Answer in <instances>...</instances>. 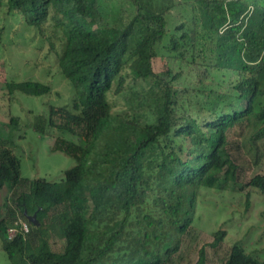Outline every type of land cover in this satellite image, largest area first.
<instances>
[{
	"label": "trees",
	"instance_id": "1",
	"mask_svg": "<svg viewBox=\"0 0 264 264\" xmlns=\"http://www.w3.org/2000/svg\"><path fill=\"white\" fill-rule=\"evenodd\" d=\"M179 5L190 17L175 22ZM2 8L49 44L44 59L75 93L72 105L33 122L40 135L57 131L53 149L76 162L61 181L22 177L0 142L8 264H172L201 189L241 179L235 137L253 130L255 141L264 138V0H0ZM156 58L166 59L160 72ZM51 89L27 79L5 80L1 91ZM102 141L110 156L93 158ZM247 185L264 193V174ZM226 235L216 232L210 246ZM196 264H206L204 248ZM225 264L264 262L237 244Z\"/></svg>",
	"mask_w": 264,
	"mask_h": 264
},
{
	"label": "rangeland",
	"instance_id": "2",
	"mask_svg": "<svg viewBox=\"0 0 264 264\" xmlns=\"http://www.w3.org/2000/svg\"><path fill=\"white\" fill-rule=\"evenodd\" d=\"M184 9L183 5H179L173 11L175 22L190 17L189 11ZM48 50L49 44L46 41L42 43L37 31L29 28L20 15H8L5 8L0 9V142L7 144L13 151L12 156L19 160L22 177L59 182L76 162L65 153L53 149L54 138L59 136L57 131L53 130L51 135H40L33 129V122L37 115H49L52 106L72 105L75 93L67 79L44 59ZM165 60H154L158 72ZM196 78L198 80V77H192L193 83H196ZM27 79L50 85L51 92L35 97L19 92L9 96L1 91L5 80ZM175 87L178 88V85ZM213 101L214 98H211L209 103L213 105ZM10 117L20 118L19 128L11 129ZM64 125L71 126L70 123ZM74 129L78 130L79 127L74 126ZM254 135L255 131L250 130L241 138L234 139L242 145L245 160L239 183L229 182L225 189H201L194 206V224L183 237L172 264H196L202 248L205 250L206 264H225L232 246L237 244L249 255L264 262V193L247 185L257 174H264V138L255 141ZM73 138L78 142L77 137ZM109 152L110 149L102 141L94 149L92 157L110 156ZM4 157L3 150H0V162ZM256 157L259 158L256 160ZM9 193L7 186L0 192L2 212ZM248 193H251L249 206ZM18 223L27 224L21 218ZM222 229L227 233L225 240L219 246L211 247L213 235ZM16 232L14 229L10 233ZM0 264H8L1 240Z\"/></svg>",
	"mask_w": 264,
	"mask_h": 264
},
{
	"label": "built area",
	"instance_id": "3",
	"mask_svg": "<svg viewBox=\"0 0 264 264\" xmlns=\"http://www.w3.org/2000/svg\"><path fill=\"white\" fill-rule=\"evenodd\" d=\"M22 230L24 231V234L29 233V227H28V225L27 224L22 225ZM11 231L14 232V228L9 229V231H8L9 237L12 239L16 235L17 232L11 234L10 233Z\"/></svg>",
	"mask_w": 264,
	"mask_h": 264
},
{
	"label": "water",
	"instance_id": "4",
	"mask_svg": "<svg viewBox=\"0 0 264 264\" xmlns=\"http://www.w3.org/2000/svg\"><path fill=\"white\" fill-rule=\"evenodd\" d=\"M28 220H29L30 223H32V224H36L37 226H39V222L37 221V217H36V215L29 216V217H28Z\"/></svg>",
	"mask_w": 264,
	"mask_h": 264
}]
</instances>
